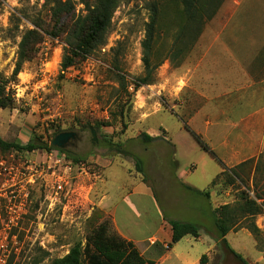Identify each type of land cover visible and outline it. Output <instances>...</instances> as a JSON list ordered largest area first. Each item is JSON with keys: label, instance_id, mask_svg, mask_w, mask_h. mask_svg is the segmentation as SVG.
<instances>
[{"label": "rangeland", "instance_id": "rangeland-1", "mask_svg": "<svg viewBox=\"0 0 264 264\" xmlns=\"http://www.w3.org/2000/svg\"><path fill=\"white\" fill-rule=\"evenodd\" d=\"M73 1L80 14L84 6ZM44 3L0 0L3 78L13 74L21 37L33 28L31 19L46 16ZM214 20L227 28L220 41H214V29L207 26L182 66L166 60L155 73V84L139 88L135 83L145 74L142 42L150 21L143 0H124L106 44L66 71L61 67L65 42L46 38L37 58L24 65L11 87L15 107L0 108V136L27 144L35 134L51 141L64 130L85 128L87 140L76 155L84 161L74 163L59 150L0 153V264H52L76 242H85L104 220L111 232L119 234L102 202L105 194L109 206L118 209L119 227L136 237H151L163 218L167 223L176 219L200 227L198 239L187 236L170 251V242L165 245L161 252L166 260L158 264H202L204 255L206 264H241L219 244L214 226L215 208L237 200V186L226 192L212 190L209 200L190 189H209L223 171L221 162L229 165L232 149L237 152L241 119L264 103L251 101L252 95L244 93L253 80L241 75L245 70L234 53L260 42L256 39L264 32V0H229ZM164 40L158 44L159 52H168L171 46L172 38ZM209 46H213L207 56L210 76L193 73ZM118 72L126 77L129 95L117 81ZM243 93L248 104L227 108ZM105 122L108 125L96 126ZM91 127L99 128L94 143ZM257 127L264 130V125ZM230 132L231 141L226 139ZM143 134L159 139L150 142ZM108 140L123 144L124 152L143 161V182L153 188L155 197L135 193L142 180L136 160L117 153ZM204 144L216 156L205 151ZM36 205L35 214L26 218ZM238 223L227 242L250 264H264V232L257 238L247 228V220Z\"/></svg>", "mask_w": 264, "mask_h": 264}, {"label": "trees", "instance_id": "trees-1", "mask_svg": "<svg viewBox=\"0 0 264 264\" xmlns=\"http://www.w3.org/2000/svg\"><path fill=\"white\" fill-rule=\"evenodd\" d=\"M143 1L149 12L150 21L146 24V36L142 42V61L145 74L137 79L136 88L155 84L156 71L168 59L173 65L182 66L202 37L206 26L218 16L228 2V0ZM44 2L46 16L33 17L31 19L33 28L23 33L18 45L17 62L12 76L7 79L0 76V108L2 109L15 107L16 98L11 87L18 81V76L23 71L24 65L37 58L40 46L47 37L63 39L65 42L61 67L62 71H66L78 65L83 59L91 56L106 44L113 17L124 0H79V4L84 6L80 14L77 13V3L73 0H44ZM166 38H172L171 46H169L168 52H159L158 44L164 42ZM115 76L129 95V84L126 77L120 72L115 73ZM105 124L106 122L96 123V126L100 127ZM142 136L150 142L159 139V137H152L148 134ZM51 142L52 140H45L38 134H35L27 144L7 141L0 136V153L6 155L13 152L25 154L36 150L46 152L59 150L67 154L64 150L51 146ZM107 143L108 146L116 147L117 153L133 157L136 160L137 172L142 175V180L145 181L146 173L143 161L137 156L124 152L123 144L114 143L112 140H108ZM203 148L212 156H216L208 145L204 144ZM67 156L74 163L84 161L81 156L69 154ZM221 164L223 171L213 179L209 189L190 190L209 200L212 190L220 189L226 192L237 186L238 192H240L237 200L215 208L214 226L219 244L225 245L241 264H250L243 255L232 248L226 237L231 231L238 228V222L241 219L247 220V228L253 235L257 238L261 235L262 231L256 225V216L264 213V202L262 204L257 202L258 199H263L257 184L261 167L260 164L255 167L254 159H249L229 169L223 162ZM38 206L31 209L26 218L33 216L38 210ZM96 213L103 216L101 210H96ZM168 222L172 227V239L167 250H172L187 236L197 239L200 237L201 230L197 224L179 220H169ZM206 259L207 256L204 255L201 263L206 264ZM52 264H156V262L145 258L132 241L111 232L109 222L104 220L86 237L85 242H76L66 255L54 259Z\"/></svg>", "mask_w": 264, "mask_h": 264}, {"label": "crops", "instance_id": "crops-1", "mask_svg": "<svg viewBox=\"0 0 264 264\" xmlns=\"http://www.w3.org/2000/svg\"><path fill=\"white\" fill-rule=\"evenodd\" d=\"M227 4L225 7H227ZM207 26H209L211 29H214V32L212 33L214 35V41H220V39L224 36L227 30L226 25L224 26L222 22L220 23L215 20L209 23ZM257 37H259L258 39H256L260 40L259 43L253 44L252 46H250L249 49H246L245 47L243 49L241 48L240 50L236 49L234 53L235 57L239 60L237 62H240V66H242L245 70L241 75L243 77L251 78L253 80L252 83L249 82L248 85L245 87L244 90H248L244 91V93H249L247 95H252L250 97L251 101L256 100L262 102L264 100V32L258 33ZM212 47L213 46H209L207 47V49L204 50V54H202V58L198 60L197 67L193 73L200 72L201 76H210L207 72V65H209L207 63V56L212 51ZM215 57L219 58L218 55H216ZM216 65H220L219 60H217ZM253 84L255 85L251 86ZM244 93L242 97L239 98L238 102H235V104L229 102L227 104V108H234L237 105L248 104V98L245 97ZM200 95H202V93H200ZM253 105L254 103L249 104V106L253 108L257 107L255 111L243 117L240 121V124L237 126L236 139L238 140V149L237 152L234 151L235 149H232L231 154L229 155L230 164H225V166L227 168H232L241 163H244L249 159L255 160V167L260 164L261 170L260 173H258L257 184L258 190H260L263 199H258L257 202L259 204H262L264 202V130H259L257 126H259L260 124L264 125V103L261 105L258 104L256 107ZM194 120L195 117L190 118L191 122H193ZM231 135L232 134L230 132L226 139L230 140ZM185 173L188 175L191 172L188 171ZM177 177H179L178 172ZM137 188L139 189V191L136 192L134 190L135 193L142 192L149 197H155L153 188L148 183L143 182V180L141 179H139L138 181ZM134 191L132 192V194L134 193ZM107 199L108 195L105 194L102 202L104 203L105 208H109L108 212L112 216L113 224L117 232H119V234L125 239L132 241L140 250V252L144 255V257L148 260L154 261L156 262V264L164 262L166 258L162 254L161 250L162 248H166L165 245H167L172 239V227L169 223L166 222L165 218L161 219L159 227H157L156 232L151 237H149L148 239H142L140 237H136L135 235H133V233L123 231L119 227V221L117 219L118 209L116 208V206H109V204L107 203ZM228 203L231 202L227 201L223 204ZM256 225L262 232H264V213L256 216ZM157 243H159V245L156 246Z\"/></svg>", "mask_w": 264, "mask_h": 264}, {"label": "flooded vegetation", "instance_id": "flooded-vegetation-1", "mask_svg": "<svg viewBox=\"0 0 264 264\" xmlns=\"http://www.w3.org/2000/svg\"><path fill=\"white\" fill-rule=\"evenodd\" d=\"M64 131H71V130H64ZM62 131V132H64ZM86 129H82L79 132H76L77 134L74 136L73 139H71L66 144V149L64 151L69 155H77V152L81 150L80 145H83V143L86 142L87 138L85 135ZM90 142L94 143V138H90Z\"/></svg>", "mask_w": 264, "mask_h": 264}, {"label": "water", "instance_id": "water-1", "mask_svg": "<svg viewBox=\"0 0 264 264\" xmlns=\"http://www.w3.org/2000/svg\"><path fill=\"white\" fill-rule=\"evenodd\" d=\"M92 134H93V138L94 141H96V133L97 131H99V128H91L90 129ZM77 133L75 131H64L59 133L57 136H55V138L52 140L51 142V146L56 147L58 149L64 150L66 149V144L74 138V136Z\"/></svg>", "mask_w": 264, "mask_h": 264}, {"label": "built area", "instance_id": "built-area-1", "mask_svg": "<svg viewBox=\"0 0 264 264\" xmlns=\"http://www.w3.org/2000/svg\"><path fill=\"white\" fill-rule=\"evenodd\" d=\"M59 189H62V186L60 185V182H59ZM16 207H17V205H16ZM10 211L17 212V210H14L13 208H10ZM16 219H18V217H16ZM11 221H13V220H11Z\"/></svg>", "mask_w": 264, "mask_h": 264}]
</instances>
